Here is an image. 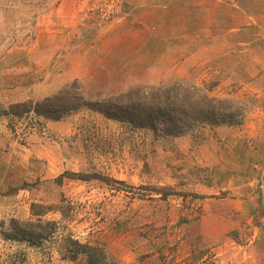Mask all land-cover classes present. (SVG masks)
I'll return each instance as SVG.
<instances>
[{
	"label": "rangeland",
	"instance_id": "rangeland-1",
	"mask_svg": "<svg viewBox=\"0 0 264 264\" xmlns=\"http://www.w3.org/2000/svg\"><path fill=\"white\" fill-rule=\"evenodd\" d=\"M97 1L0 0V105L38 100L71 84L98 100L180 81L242 105L241 123H194L174 136L86 106L59 120L2 117L0 264H87L83 253L70 257L69 238L101 247L118 264H264L262 198L245 202L246 186L212 193L222 164L236 166L235 157L251 164L252 177L254 163L264 170V153H254L264 149V27L251 42L249 33L223 34L203 24L186 32L180 24L161 54L141 49L126 56L99 33L129 1L121 0L110 19L101 18ZM215 1L195 3L206 6V16L225 8L232 19L230 4ZM232 129L249 134L238 137L246 149L229 145L233 159L221 162L215 150ZM241 175L245 180L246 168ZM32 204L41 214L32 213ZM11 218L55 220L57 229L31 245L4 236Z\"/></svg>",
	"mask_w": 264,
	"mask_h": 264
},
{
	"label": "trees",
	"instance_id": "trees-1",
	"mask_svg": "<svg viewBox=\"0 0 264 264\" xmlns=\"http://www.w3.org/2000/svg\"><path fill=\"white\" fill-rule=\"evenodd\" d=\"M83 106L106 118L174 136L185 132L194 123L227 122L237 125L241 123L243 115L242 105L235 101L209 96L194 85L177 81L154 89L137 87L98 100L87 99L75 84H71L38 100L26 99L10 103L7 107L0 105V119L8 115L19 117L34 113L46 119L59 120ZM35 206L36 204H32V213L41 214L39 210H35ZM56 229L55 220L11 218L9 229L3 234L8 239L40 245ZM68 243L71 258L83 253L87 264H118L110 260L99 246L81 243L73 238H69Z\"/></svg>",
	"mask_w": 264,
	"mask_h": 264
},
{
	"label": "crops",
	"instance_id": "crops-1",
	"mask_svg": "<svg viewBox=\"0 0 264 264\" xmlns=\"http://www.w3.org/2000/svg\"><path fill=\"white\" fill-rule=\"evenodd\" d=\"M128 1L131 9H127L121 17L102 27L99 33L102 40L115 43V47L121 50L120 55L125 52L128 56L132 53L131 51L136 54L141 49L149 50L150 53L154 54L159 51L161 54L164 49L173 46L180 24L186 26V32L199 31L197 26L203 24V28L208 30L215 28L213 31L223 34L235 32V36H243L249 33L252 36L251 42L258 41L259 28L264 27V0H216L215 2L219 4L216 3L215 5H221V2L230 4L234 13L232 19H227L228 15L224 14L225 8H222L223 12L219 14L212 9L209 16H206V6L196 4L195 0H144L139 3H133V0ZM158 2L159 4H157ZM228 131H230L229 136L220 138L221 142H225V144L219 142L220 146L215 150L218 151L217 158L221 162L223 159L229 161L233 156L232 153L234 152L229 149V145L235 146L240 143L239 138L241 136L248 137L247 135H249L243 131L240 134L234 133V129ZM239 148H242L241 144H239ZM242 149L245 151L246 148ZM254 153L258 157L260 153H264V149H255ZM242 160L240 157L238 159L235 157L234 164L237 167L230 166L228 162L222 164L225 169L220 168V172L215 175L219 182L213 183L216 186V191L212 193L214 195L224 192L232 193V191L246 186L247 191L242 190L247 195L244 201L257 204L260 197L263 199L264 182L262 181L260 184V176H264V170L262 169L260 173L261 165L254 163L253 173H256V177H252L251 170L253 167L250 166L251 164L245 167L246 164H242L241 162H244ZM227 167L230 170H227ZM241 167L243 170L245 168L247 170L248 176L243 175L245 180H241ZM240 201L244 204L243 200ZM234 202L237 203L238 199H234Z\"/></svg>",
	"mask_w": 264,
	"mask_h": 264
},
{
	"label": "built area",
	"instance_id": "built-area-1",
	"mask_svg": "<svg viewBox=\"0 0 264 264\" xmlns=\"http://www.w3.org/2000/svg\"><path fill=\"white\" fill-rule=\"evenodd\" d=\"M121 0H98L96 10L103 19H110L121 10Z\"/></svg>",
	"mask_w": 264,
	"mask_h": 264
},
{
	"label": "water",
	"instance_id": "water-1",
	"mask_svg": "<svg viewBox=\"0 0 264 264\" xmlns=\"http://www.w3.org/2000/svg\"><path fill=\"white\" fill-rule=\"evenodd\" d=\"M263 182H264V177H263ZM262 204H264V183H263V199H262Z\"/></svg>",
	"mask_w": 264,
	"mask_h": 264
}]
</instances>
